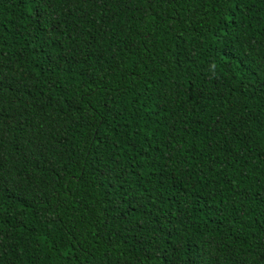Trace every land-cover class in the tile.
<instances>
[{
	"label": "trees",
	"instance_id": "16d2710c",
	"mask_svg": "<svg viewBox=\"0 0 264 264\" xmlns=\"http://www.w3.org/2000/svg\"><path fill=\"white\" fill-rule=\"evenodd\" d=\"M0 264H264V0H0Z\"/></svg>",
	"mask_w": 264,
	"mask_h": 264
}]
</instances>
